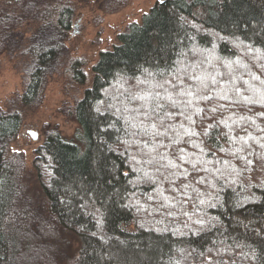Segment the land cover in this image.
<instances>
[{
	"label": "trees",
	"instance_id": "trees-1",
	"mask_svg": "<svg viewBox=\"0 0 264 264\" xmlns=\"http://www.w3.org/2000/svg\"><path fill=\"white\" fill-rule=\"evenodd\" d=\"M56 2L28 0L50 33L74 17ZM118 38L75 137L49 132L35 197L0 154V264H264V0H158ZM20 119L0 107V151Z\"/></svg>",
	"mask_w": 264,
	"mask_h": 264
},
{
	"label": "rangeland",
	"instance_id": "rangeland-1",
	"mask_svg": "<svg viewBox=\"0 0 264 264\" xmlns=\"http://www.w3.org/2000/svg\"><path fill=\"white\" fill-rule=\"evenodd\" d=\"M157 1L57 0L52 13L54 7L60 10L62 4L68 3L74 8V17L70 30L64 31L58 26L57 31L50 33L46 24L51 22V12L35 14L28 0H0V107L18 111L21 117L17 133L5 147L7 155L12 156L18 180L34 190L28 192L33 197L39 185L33 161L36 146L53 130L68 139L75 137L79 123L74 109L86 88L92 85L94 65L101 50L117 44L119 34L133 23L143 22L145 13ZM49 33L57 38L56 53L46 63L37 94L25 101L24 91L31 81V70L38 62L40 38L45 39L48 46ZM76 61L80 63L79 73H84L83 81L76 78L73 67ZM30 129L39 132L37 140L29 133ZM21 190L24 195V189ZM67 239L76 246L75 236L67 234Z\"/></svg>",
	"mask_w": 264,
	"mask_h": 264
},
{
	"label": "flooded vegetation",
	"instance_id": "flooded-vegetation-1",
	"mask_svg": "<svg viewBox=\"0 0 264 264\" xmlns=\"http://www.w3.org/2000/svg\"><path fill=\"white\" fill-rule=\"evenodd\" d=\"M115 45L116 44H114L113 46H112V48H108V49H103V50H101V52H100V55H99V59H100V56H101V54H102V52H106V51H109V50H113L114 48H115ZM98 59V60H99ZM98 62V61H97ZM32 73H31V81L27 84V88L25 89V91H24V96H23V98H24V100L25 101H28V100H32V97H30V96H28V100H26L25 99V96H26V94H27V90H28V88H29V86L31 85V83H32ZM88 88H90V86H88L87 88H86V90L88 89ZM86 90H85V92H86ZM85 94V93H84ZM83 98V97H82ZM15 111V110H14ZM16 112H18V111H16ZM20 115V114H19ZM18 131V130H17ZM31 131H34V129H30L29 130V133L31 132ZM36 131V130H35ZM37 133H38V135H39V132L38 131H36ZM47 136H48V134L44 137V139L42 140V141H40L39 143H38V145L36 146V148H35V150H36V157H43V155L40 153V150H41V148L42 147H44V148H46V142H47ZM39 137V136H38ZM0 154H1V156H2V161H3V163L5 162H8V163H10V164H12V165H14V167H15V164H14V162L13 161H11V160H7V159H4V158H6L5 157V155L7 156V150H5V149H2L1 151H0ZM8 158H9V156H7ZM36 157L34 158V162H35V159H36ZM44 158H46V155L44 154Z\"/></svg>",
	"mask_w": 264,
	"mask_h": 264
},
{
	"label": "water",
	"instance_id": "water-1",
	"mask_svg": "<svg viewBox=\"0 0 264 264\" xmlns=\"http://www.w3.org/2000/svg\"><path fill=\"white\" fill-rule=\"evenodd\" d=\"M30 133H31V135H32V137H33L34 140H37L38 139V136L39 135H38V133L36 131H31Z\"/></svg>",
	"mask_w": 264,
	"mask_h": 264
}]
</instances>
